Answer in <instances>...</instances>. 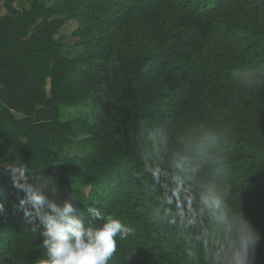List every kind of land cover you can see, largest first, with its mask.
I'll return each instance as SVG.
<instances>
[{
    "label": "trees",
    "instance_id": "16d2710c",
    "mask_svg": "<svg viewBox=\"0 0 264 264\" xmlns=\"http://www.w3.org/2000/svg\"><path fill=\"white\" fill-rule=\"evenodd\" d=\"M12 2L0 12V162H23L45 191L58 184L85 227L102 223L90 207L132 227L108 264H206L199 224L158 222L175 206L146 171L188 156L179 174L230 190L264 264V84L233 77L264 68V0ZM68 19L80 25L74 57L54 37ZM67 107L78 115L63 120ZM23 195L0 167V264L46 259Z\"/></svg>",
    "mask_w": 264,
    "mask_h": 264
},
{
    "label": "clouds",
    "instance_id": "9594fccd",
    "mask_svg": "<svg viewBox=\"0 0 264 264\" xmlns=\"http://www.w3.org/2000/svg\"><path fill=\"white\" fill-rule=\"evenodd\" d=\"M233 77L246 87H255L264 84V68L234 72ZM188 159L181 156L172 160L168 165L171 171L159 166L146 168L164 189L163 202L175 206L166 219L158 222L185 230L199 224L201 231L195 239L203 246L206 264H254L260 234L241 208L239 213L233 210L228 188L206 187L199 180L179 174L186 171ZM0 167L7 168L13 186L24 194L19 198L18 210L32 224V231L43 238L46 259L41 264H108L116 251L117 238L124 240L134 233L132 227L111 215L104 217L93 207L89 212L102 223L85 227L84 215L72 200L58 196V184L45 191V184L33 182L28 166L19 160L7 165L0 162ZM3 209L0 202V211ZM185 255L190 261L198 259L191 248L185 249Z\"/></svg>",
    "mask_w": 264,
    "mask_h": 264
},
{
    "label": "rangeland",
    "instance_id": "374dc122",
    "mask_svg": "<svg viewBox=\"0 0 264 264\" xmlns=\"http://www.w3.org/2000/svg\"><path fill=\"white\" fill-rule=\"evenodd\" d=\"M33 0H13V6L22 10L23 8H28ZM46 5H50L53 3V0H40ZM0 12L2 14L9 13V9L5 6V0H0ZM79 22L74 19H68L66 23L59 29L58 33L54 35V37L61 43L64 44L63 52L70 57L76 56L80 52V46H77L78 40L80 37L77 34L79 29ZM47 91H50V84L46 86ZM85 109V107H84ZM79 113L78 107H67L63 109L62 119H70L72 117L77 116ZM174 158L179 157L178 154L173 155ZM58 176V171L55 172Z\"/></svg>",
    "mask_w": 264,
    "mask_h": 264
}]
</instances>
